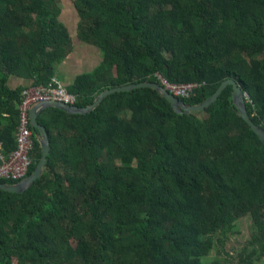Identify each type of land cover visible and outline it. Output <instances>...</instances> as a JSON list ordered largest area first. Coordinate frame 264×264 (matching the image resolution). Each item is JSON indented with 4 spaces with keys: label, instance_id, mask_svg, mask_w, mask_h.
<instances>
[{
    "label": "trees",
    "instance_id": "trees-1",
    "mask_svg": "<svg viewBox=\"0 0 264 264\" xmlns=\"http://www.w3.org/2000/svg\"><path fill=\"white\" fill-rule=\"evenodd\" d=\"M82 40L102 61L67 89L88 106L105 89L205 81L198 104L233 78L264 127V0H73ZM62 0H0V141L15 149L24 88L47 85L73 49ZM233 85L205 110L179 114L156 89L114 92L92 111L44 110L49 153L23 193L0 191V264H224L217 233L243 216L264 254V142L239 114ZM254 110L256 114L253 115ZM33 172L41 156L33 131ZM20 180H3L14 184Z\"/></svg>",
    "mask_w": 264,
    "mask_h": 264
},
{
    "label": "water",
    "instance_id": "water-1",
    "mask_svg": "<svg viewBox=\"0 0 264 264\" xmlns=\"http://www.w3.org/2000/svg\"><path fill=\"white\" fill-rule=\"evenodd\" d=\"M230 84L233 85L234 88L233 101L238 109L239 114L249 123L252 129L258 134V136L264 142V127L257 124L252 119L251 115L248 112L247 102L245 99V92L241 88V86L237 83V81L234 80L233 78L225 79L210 97H208L207 99H205L204 101L198 104L186 103L183 99L171 93L167 88H165L161 83L157 81H141L137 83H131L127 85L115 86L112 88L105 89L102 92H100L95 97L94 101L88 106H79L76 104L72 105L67 103L63 104L53 101L41 102L35 104L31 108L29 121H30L31 129L37 132L38 135V141L41 147L40 159L35 165V168L30 176L14 184L0 183V191H4L8 193H17V194L23 193L25 190L30 188L36 180L40 178L49 153L50 140L46 128L39 123L38 118L40 114L48 108H57L70 114L71 113L85 114L95 109L103 101L105 97H107L108 95L114 92L129 91L140 87H151L156 89L163 96H165L172 103L174 109L179 114L192 113V112L205 110L207 107H209L212 103H214L218 99L222 91Z\"/></svg>",
    "mask_w": 264,
    "mask_h": 264
},
{
    "label": "built area",
    "instance_id": "built-area-1",
    "mask_svg": "<svg viewBox=\"0 0 264 264\" xmlns=\"http://www.w3.org/2000/svg\"><path fill=\"white\" fill-rule=\"evenodd\" d=\"M155 76L159 83L179 98H189L195 91L206 84L205 81H191L177 83L166 79L160 72ZM246 102L254 107L253 100L245 92ZM79 100L78 95L68 91L64 82L53 77L47 85L25 87L22 91V101L18 105V122L15 131V149L4 153L0 141V179L23 180L26 178L29 167L33 163L31 152L33 150V132L30 127L31 108L41 102H59L75 105ZM256 114L254 110L253 115Z\"/></svg>",
    "mask_w": 264,
    "mask_h": 264
},
{
    "label": "crops",
    "instance_id": "crops-1",
    "mask_svg": "<svg viewBox=\"0 0 264 264\" xmlns=\"http://www.w3.org/2000/svg\"><path fill=\"white\" fill-rule=\"evenodd\" d=\"M60 20L68 28L73 39L72 51L56 64V77L70 86L77 76L93 71L102 61L101 50L95 44L84 41L78 33L79 15L74 7L63 3ZM32 84V81L12 76L8 85L11 89L25 88Z\"/></svg>",
    "mask_w": 264,
    "mask_h": 264
},
{
    "label": "rangeland",
    "instance_id": "rangeland-1",
    "mask_svg": "<svg viewBox=\"0 0 264 264\" xmlns=\"http://www.w3.org/2000/svg\"><path fill=\"white\" fill-rule=\"evenodd\" d=\"M72 6L73 0H63ZM235 227L229 230L225 236L221 233L214 235V245L208 255V259H219L224 264H238L240 254H248L254 248H260L258 243L250 242L252 238V220L250 215H246L238 219ZM255 258V264H264V254L259 259Z\"/></svg>",
    "mask_w": 264,
    "mask_h": 264
}]
</instances>
